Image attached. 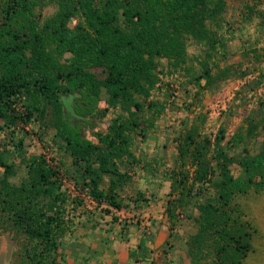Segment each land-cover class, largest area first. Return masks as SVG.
I'll return each mask as SVG.
<instances>
[{
    "label": "trees",
    "instance_id": "16d2710c",
    "mask_svg": "<svg viewBox=\"0 0 264 264\" xmlns=\"http://www.w3.org/2000/svg\"><path fill=\"white\" fill-rule=\"evenodd\" d=\"M47 1L55 10L42 17L36 8ZM224 5V0H0V119L14 126L31 117H48L73 162L82 165L87 194L118 209L115 189L126 176L117 163L130 154L129 135L142 119H152L164 109L161 101H144L158 81V60L166 59L176 71L186 63L187 40L214 48ZM71 18L73 26L67 24ZM189 77L200 88L199 76L191 72ZM101 92L104 102L118 106L126 117L113 119L94 143L84 127L97 117ZM69 96L71 110L63 102ZM16 97L24 99L22 112L11 106ZM220 138L211 144L194 130L187 131L177 142L178 169L172 175L180 194L190 191L183 186L187 164L193 183L213 187V195L197 204L196 242L211 241L218 264H244L250 233L244 223L235 224L227 206L234 196L264 185V140L255 153L235 158L222 148ZM232 163L238 167L236 174ZM0 167V214L5 212L23 237L18 264H54L56 238L65 223L58 172L33 155L25 164L26 181L15 185L8 180L12 164L0 158ZM165 211L171 217L167 206Z\"/></svg>",
    "mask_w": 264,
    "mask_h": 264
},
{
    "label": "rangeland",
    "instance_id": "374dc122",
    "mask_svg": "<svg viewBox=\"0 0 264 264\" xmlns=\"http://www.w3.org/2000/svg\"><path fill=\"white\" fill-rule=\"evenodd\" d=\"M224 1L214 48L187 40L186 63L176 71L169 69L166 59L158 60V81L144 101H161L164 109L152 119H142L129 135L130 154L117 163V170L126 176L115 189L118 209L87 194L82 165L73 162L68 149L54 135L48 117H31L14 126L0 119V158L14 168L8 177L11 183L26 181L25 164L33 155L41 156L61 178L65 223L56 238L54 264H66L68 240L78 227L84 228L83 236L89 238L99 229L106 231L107 240L129 238V229L140 230L142 242L152 244L158 238L157 246L147 247L153 252H146L151 264H218L211 241L196 242L195 238L197 204L213 195V187L193 183L192 168L187 164L188 180L183 186L190 191L184 189L180 194L172 174L178 169L177 142L187 131L194 130L211 144L221 136L219 144L235 158L240 153H255L264 140V0ZM36 10L45 17L55 6L47 1ZM74 23L73 18L67 22L69 26ZM91 71L103 76L98 68ZM191 72L195 78L199 76L200 88L192 85ZM104 99L101 92L97 117L84 127L85 136L94 143H99L97 134L107 132L113 119L126 117L123 110L108 106ZM63 102L71 110L72 96ZM24 105L23 97H16L11 104L16 112H22ZM230 168L233 174L238 172L235 163ZM2 174L0 167V177ZM106 184L104 175L101 186ZM166 206L171 211L169 218ZM227 208L235 224L244 223L250 233V249L242 262L264 264V185L234 196ZM7 216L0 214V264H18L23 237Z\"/></svg>",
    "mask_w": 264,
    "mask_h": 264
},
{
    "label": "crops",
    "instance_id": "0c3cea01",
    "mask_svg": "<svg viewBox=\"0 0 264 264\" xmlns=\"http://www.w3.org/2000/svg\"><path fill=\"white\" fill-rule=\"evenodd\" d=\"M83 229L78 227L68 240L66 264H151L146 252H153L147 247L157 246L158 238L152 244L142 242L141 231L132 229L128 230L129 238L107 240L103 229L89 238L83 236Z\"/></svg>",
    "mask_w": 264,
    "mask_h": 264
}]
</instances>
